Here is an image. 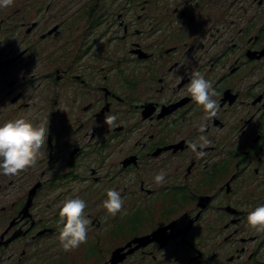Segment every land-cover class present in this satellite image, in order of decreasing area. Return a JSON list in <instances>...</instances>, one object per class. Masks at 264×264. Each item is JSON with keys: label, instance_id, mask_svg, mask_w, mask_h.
Wrapping results in <instances>:
<instances>
[{"label": "flooded vegetation", "instance_id": "1", "mask_svg": "<svg viewBox=\"0 0 264 264\" xmlns=\"http://www.w3.org/2000/svg\"><path fill=\"white\" fill-rule=\"evenodd\" d=\"M196 71L215 117L188 92ZM19 118L48 135L35 167L0 174V264H264L246 220L264 205V0H14L0 125ZM77 197L92 223L65 252L58 213Z\"/></svg>", "mask_w": 264, "mask_h": 264}, {"label": "clouds", "instance_id": "2", "mask_svg": "<svg viewBox=\"0 0 264 264\" xmlns=\"http://www.w3.org/2000/svg\"><path fill=\"white\" fill-rule=\"evenodd\" d=\"M13 5L14 0H0V9ZM188 92L193 101L204 109L207 118L217 116L219 104L213 97H216L218 93L212 83L206 80L200 72L192 73ZM116 121L115 115H108L104 118V123L112 127H116ZM205 128L206 124L202 123L201 132ZM47 135L48 124L47 126L43 123L33 124L24 118L9 120L0 125V174L15 176L30 167H35L38 157L42 154L41 150H46ZM211 143L208 137L201 135L199 142H192L189 147L198 158H203L206 155L204 149ZM154 181L157 185H163L165 173H157ZM124 203L120 192L113 189L107 191V199L103 201V207L110 216L115 217L123 210ZM86 206V202L77 197L66 200L59 209V224L61 225L59 241L65 252L74 251L87 242L88 228L92 221L85 216ZM246 220L248 227L257 233L264 234V205L251 211Z\"/></svg>", "mask_w": 264, "mask_h": 264}, {"label": "rangeland", "instance_id": "3", "mask_svg": "<svg viewBox=\"0 0 264 264\" xmlns=\"http://www.w3.org/2000/svg\"><path fill=\"white\" fill-rule=\"evenodd\" d=\"M44 201H45V200H44ZM44 212H45V211H44ZM78 249H79V247H78L77 249H75L74 251H77ZM74 251H73V252H74Z\"/></svg>", "mask_w": 264, "mask_h": 264}]
</instances>
